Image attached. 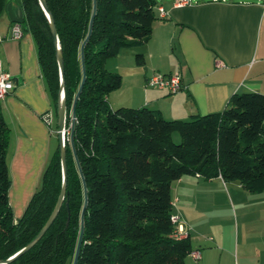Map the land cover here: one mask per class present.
<instances>
[{
    "label": "trees",
    "instance_id": "16d2710c",
    "mask_svg": "<svg viewBox=\"0 0 264 264\" xmlns=\"http://www.w3.org/2000/svg\"><path fill=\"white\" fill-rule=\"evenodd\" d=\"M6 0H0V15ZM53 16L63 57L66 126L82 81L81 45L93 0H45ZM157 0H95L91 34L83 47L84 81L75 104L73 149L65 139L66 192L42 237L37 235L58 198L62 173L59 147L53 151L22 214L14 218L6 160L9 127L0 113V260L6 264H72L86 206L76 264H185L188 235L175 234L170 185L185 174L236 181L264 190V94H232L217 112L166 119L146 106L111 108L108 94L119 72L105 60L141 47L157 18ZM19 25L31 34L47 89L57 108L60 75L48 20L38 0H21ZM174 134L179 136L175 140Z\"/></svg>",
    "mask_w": 264,
    "mask_h": 264
},
{
    "label": "crops",
    "instance_id": "0c3cea01",
    "mask_svg": "<svg viewBox=\"0 0 264 264\" xmlns=\"http://www.w3.org/2000/svg\"><path fill=\"white\" fill-rule=\"evenodd\" d=\"M174 2L159 1L165 14L155 9L142 64L135 61V49L120 51L117 61L105 60V67L122 77L107 96L109 106H146L166 119H188L222 110L234 93L264 94V0ZM22 17L21 0H6L0 60L14 88L0 100V113L9 127L8 172L36 181L58 147L57 108L31 34L11 36ZM154 72L179 74L181 88L169 93L148 85ZM35 188L25 193L21 214ZM170 197L191 251L200 253L195 259L190 252L185 264H264V190L249 192L219 176L185 174L172 181Z\"/></svg>",
    "mask_w": 264,
    "mask_h": 264
},
{
    "label": "water",
    "instance_id": "95a60500",
    "mask_svg": "<svg viewBox=\"0 0 264 264\" xmlns=\"http://www.w3.org/2000/svg\"><path fill=\"white\" fill-rule=\"evenodd\" d=\"M38 2H39V5L42 8L47 20H48L49 29H50V32H51V35H52L53 41H54L56 60H57L58 69H59V75H60V91H59V93L61 92V95L59 94L56 115H57V136H58V147H59L60 163H61L62 184H61V189H60L58 198L56 200V203H55V205L53 207V210L50 213L48 219L46 220V222L44 223V225L42 226L40 231L37 233V235L30 241V243H28L25 246V248L23 250H26V249L30 248L46 232L48 227L51 225V223L53 222V220L57 216V214H58V212H59V210H60V208H61V206L63 204V200H64V196H65V192H66V151H65V146H64L65 139H66V135L64 134V129L66 127V104H65V99H64L63 57H62V51L60 49V45H59V42H58L57 30H56V26H55V22H54L53 16L48 11V8H47L45 0H38ZM94 14H95V0H93V11H92V15L90 17L88 33H87V36H86V38L84 39V41H83V43L81 45V63H82L83 77H82V81L80 83V86L78 88V91H77V93L75 95V98H74V101H73V105H72V108H71V121H70V130H71V132H70V136H69V141H70V144L72 145V149H73L72 131H73V124H74V121H75V104H76L78 95H79V93L81 91L82 84H83V81H84V62H83V55H82L83 54V47H84L85 42L88 40V38H89V36L91 34V28H92ZM73 153H74V149H73ZM83 190H84V205H83V208H82V211H81L80 231H79V236H78V240H77L75 254H74V258H73L72 264H76V261H77V258H78V254H79L80 245H81V242H82L83 216H84V211H85V206H86V186H85L84 181H83ZM17 254H15L11 258H8V259H5V260H0V264L8 263Z\"/></svg>",
    "mask_w": 264,
    "mask_h": 264
},
{
    "label": "built area",
    "instance_id": "2783aa9c",
    "mask_svg": "<svg viewBox=\"0 0 264 264\" xmlns=\"http://www.w3.org/2000/svg\"><path fill=\"white\" fill-rule=\"evenodd\" d=\"M160 1V0H157ZM204 0H175V5H185L191 2H199ZM211 1H227V0H211ZM160 16H164L165 11L161 5L158 4L156 8ZM22 34V30L19 24H14L11 27V36L14 38H19ZM3 37L0 36V42ZM146 83L150 86L165 89L169 93H175L181 88V77L177 73H160L154 72L147 78ZM14 88V82L12 76L3 69L1 60H0V100L4 99ZM61 95V92L59 93ZM70 131V126L65 127L64 134L66 137ZM171 221L175 225V234L179 237H184L187 235V231L183 228L182 223L179 221L177 216L171 215ZM191 255L198 259L200 253L198 250L191 251Z\"/></svg>",
    "mask_w": 264,
    "mask_h": 264
},
{
    "label": "rangeland",
    "instance_id": "374dc122",
    "mask_svg": "<svg viewBox=\"0 0 264 264\" xmlns=\"http://www.w3.org/2000/svg\"><path fill=\"white\" fill-rule=\"evenodd\" d=\"M120 55L115 56V57H110L109 59H111V61H117V59H119ZM109 70V69H108ZM110 71H114V72H118L116 70H110ZM120 73V72H119ZM174 138L175 140L179 139V136L177 134H174ZM9 176H10V180H11V184L10 187L8 189V199L10 201L11 204V209H12V214L13 216L16 214H21V208H18V206H20V204L22 203V201L25 200L26 196L25 193L29 192V190L31 191L33 188L37 187L40 184V177L39 179H37L36 181H31V180H21V179H17L14 178L10 175L9 172Z\"/></svg>",
    "mask_w": 264,
    "mask_h": 264
}]
</instances>
